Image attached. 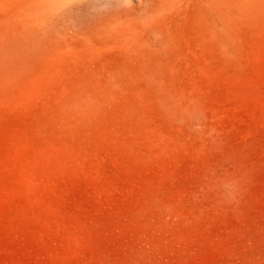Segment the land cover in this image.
I'll return each instance as SVG.
<instances>
[{
  "label": "rangeland",
  "instance_id": "obj_1",
  "mask_svg": "<svg viewBox=\"0 0 264 264\" xmlns=\"http://www.w3.org/2000/svg\"><path fill=\"white\" fill-rule=\"evenodd\" d=\"M0 264H264V0H0Z\"/></svg>",
  "mask_w": 264,
  "mask_h": 264
},
{
  "label": "bare ground",
  "instance_id": "obj_2",
  "mask_svg": "<svg viewBox=\"0 0 264 264\" xmlns=\"http://www.w3.org/2000/svg\"><path fill=\"white\" fill-rule=\"evenodd\" d=\"M74 12V11H73Z\"/></svg>",
  "mask_w": 264,
  "mask_h": 264
}]
</instances>
